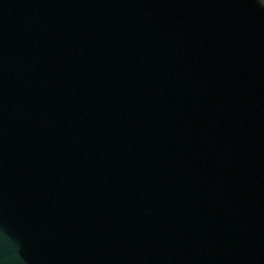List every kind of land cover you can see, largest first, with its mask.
I'll use <instances>...</instances> for the list:
<instances>
[{
	"label": "water",
	"instance_id": "obj_1",
	"mask_svg": "<svg viewBox=\"0 0 264 264\" xmlns=\"http://www.w3.org/2000/svg\"><path fill=\"white\" fill-rule=\"evenodd\" d=\"M0 264H264V0H0Z\"/></svg>",
	"mask_w": 264,
	"mask_h": 264
}]
</instances>
